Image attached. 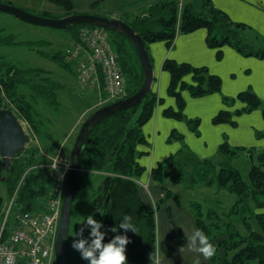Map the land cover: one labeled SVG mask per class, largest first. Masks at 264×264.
Wrapping results in <instances>:
<instances>
[{
	"label": "trees",
	"instance_id": "1",
	"mask_svg": "<svg viewBox=\"0 0 264 264\" xmlns=\"http://www.w3.org/2000/svg\"><path fill=\"white\" fill-rule=\"evenodd\" d=\"M51 1L70 9L69 0ZM178 5L175 1L157 2L129 25L142 38L145 46L147 43L157 41H164L170 46L177 33L188 34L205 29L206 44L209 48L220 49L228 46L243 57L264 59V48L254 50L242 44L239 30L243 29L244 25L232 23L209 1L204 0L198 9L191 4H186L182 8ZM80 27L92 26L79 25L69 29ZM111 34L122 42L121 48L117 46L113 50L118 56L123 75H132L134 72L139 74V84L128 95L130 96L142 84L143 76L139 61L134 47L124 36L115 32ZM12 44V38L0 37V48ZM217 57L220 58V54ZM50 59L66 68L59 59L54 57ZM162 69L169 74L167 94L175 100L177 106L176 112L164 110L165 117L181 118L184 103L180 91L184 89L193 97L220 92V79L209 75L205 68H193L188 64L166 60ZM32 73L41 76V79L46 75L40 69L18 68L0 57V83L16 103L19 114L30 125L33 124L34 129L35 108L18 94V88L25 87L30 90V100L34 101V106L43 103L51 109H57L58 86L49 80H47L48 86L35 83L33 78L29 77ZM189 74L193 82L187 85L183 78ZM131 81L133 82V78ZM237 99L246 104L244 111L263 106V103L250 91L240 93ZM158 103H162V100H158L151 90L140 105L114 114L91 131L89 143L80 161L75 193L76 197L82 170L85 169V180L88 181L93 174H103L101 184L92 192L93 197L89 202L90 210L85 223V237L81 248H84L83 251L88 257L87 264H143L145 260L156 257L158 244L156 212L164 201L155 205V208H149L139 197L140 186L137 182L142 177L144 168L137 162L139 156L137 146L145 144L141 129L151 118ZM231 118L229 112H220L213 119V123H232ZM188 125L191 130L196 131L197 121H188ZM237 153L239 150L231 149L223 143L219 148L221 160L218 161L201 160L195 156L182 154L171 156L150 171V180L163 186L167 182L170 183L169 188L165 190V201L172 200L178 203L177 195L170 190L174 185L183 186L187 190L196 187L213 188L215 194L225 192L233 196V204L226 213L215 210L204 212L199 203L189 204L195 225L201 234L209 241L225 238L224 241L211 243L207 247L208 259L212 264H264V212L256 213V210L264 209V153L253 158V151L247 152L250 163L247 182L243 181L239 171L232 166V159ZM30 159L25 169L34 168L40 172H34L37 174L32 172L34 176L24 184L27 193L24 194L23 201H18L20 204L18 206L30 205L32 208L23 211L35 210L33 206L39 203L36 207H42L52 184L50 171L38 163L36 152L32 153ZM35 182L39 183V186H36L37 190H34V186L33 189L31 188V184ZM252 221L259 231L253 230ZM237 224L245 229L247 235L243 236L238 232ZM169 241L177 247L186 244L185 237L176 228L173 229ZM160 249L163 252H172V248L165 245H160ZM220 250L223 252L222 259L219 257Z\"/></svg>",
	"mask_w": 264,
	"mask_h": 264
},
{
	"label": "crops",
	"instance_id": "2",
	"mask_svg": "<svg viewBox=\"0 0 264 264\" xmlns=\"http://www.w3.org/2000/svg\"><path fill=\"white\" fill-rule=\"evenodd\" d=\"M171 1L177 2L179 6L181 3L191 4L198 9L204 0ZM207 1L223 12L232 23L242 24L251 31L256 30L264 38V0ZM206 39L207 31L199 29L188 34L177 33L170 46L164 41L146 44L154 75L152 91L162 103L155 106L151 118L141 129L145 144L137 146V162L144 168V173L137 183L140 186L139 197L147 207L155 208V205L164 201L156 212V237L160 245L171 247L172 252L160 250L155 258L147 259L143 264H212L207 256L209 240L197 229L190 203H182L178 196V203L165 201V190L170 183L163 186L152 182L150 171L153 168L178 154L195 156L201 160H221L219 148L223 143L231 149L239 150L232 161L246 149H252L253 153L256 150L264 153V59L243 57L228 46L211 49L207 46ZM219 54L220 58L217 57ZM166 60L188 64L193 68H205L209 75L220 79V92L193 97L184 89L180 91L184 103L181 118L165 117L164 110H177L175 100L167 94L169 74L162 69ZM183 81L187 85L192 84V76H185ZM245 91L253 93L263 106L244 111L246 104L239 101L237 96ZM234 101H239L237 106H234ZM95 108V103L86 105L85 116ZM224 111L231 114L232 123L214 124L213 119ZM36 114L34 120L38 117ZM193 120L197 121L196 131L191 130L188 125V121ZM56 152L62 154L60 157L63 161L68 160L63 150L54 149L51 144L41 152V159L51 158V162ZM36 156L40 158V153ZM36 206L33 208L38 209ZM174 228L186 239L183 247L174 246L169 241Z\"/></svg>",
	"mask_w": 264,
	"mask_h": 264
},
{
	"label": "rangeland",
	"instance_id": "3",
	"mask_svg": "<svg viewBox=\"0 0 264 264\" xmlns=\"http://www.w3.org/2000/svg\"><path fill=\"white\" fill-rule=\"evenodd\" d=\"M160 1L162 0H69L70 9H67L64 5L56 4L51 0H0V3L10 4L31 14L37 16H47L53 19H62L71 15H94L109 19H113L111 17H118V20L129 24L135 18L141 16L142 12L147 11L149 6ZM194 1L198 2L199 0ZM184 5L186 4L181 3V6H178L182 8ZM84 28L85 27L55 30L44 27H36L24 23L10 15L0 13V37L12 38L13 42L12 45L0 48V57H3L5 62H8L18 68L40 69L49 76L47 77L45 75L41 79V76L32 73L29 77L33 78L35 83H43L44 86H48L47 80H49V82H54L55 84L58 83V89L56 90L58 104L57 109H51L43 103L40 105L37 103L36 106H34V101L32 102V100H30V90L25 87L18 88V94L21 95L31 107L35 108V113H38V117L34 122L38 131L36 128H34L36 130H32L33 124L30 125L21 116L23 121L22 126L27 135H29V142L27 143L24 151L25 157L21 158V160L24 161V173L21 172L22 175L19 174L20 176L14 184L9 200L6 199L5 206L0 214V226L8 208H11V214H16L21 212V210H28L32 208L30 205H25L24 207L18 206L20 205L19 202L24 200V194L27 193V187H25L24 184H27L26 182H28L29 178L34 176L32 175V172H40L38 169L34 168L29 170H27L28 168L25 169L27 163L31 161L30 158L32 153H40L38 163L45 167L51 164V158L41 159V152L44 151V148L47 145L51 144L54 149L63 150V154H66L69 158V154L81 126L80 124H82L94 110L109 104L102 88L97 90L95 87L85 88V86L79 85L76 79V62H73V64L67 61V53L72 52L77 40L80 38V35L82 36ZM106 33L112 41L109 42L113 49H115V47L117 48V46L119 48L122 47L120 45L122 42L119 38L116 39L113 37L111 32L109 33L106 31ZM239 34L242 44L254 50L264 48L263 35L259 36L256 30L251 31L249 28L244 27L239 30ZM50 57L59 59V61H61L66 68H63L58 63L52 61ZM124 77L127 88L124 97H126L137 88L140 79H138L139 74L137 72H134L132 75H124ZM132 78L133 82L131 81ZM234 102V106H237L239 103V101ZM94 103L96 108L85 116L86 105H92ZM16 108L18 109V107ZM16 108L14 107L15 111ZM16 112L18 113V110ZM249 150L252 149H246V151L241 152L238 157L232 161V165L239 171L243 181L245 182L248 181V173L250 170V163L248 159L249 154L247 153ZM54 152L55 150H53L52 153L54 154ZM261 153L262 152H259V150L254 151L253 158ZM57 154L59 153L56 152V155ZM211 161L218 160L214 159ZM86 180L84 169L81 172V180L73 203V210L70 219L69 235L67 240L68 264H87L88 262V257L85 254V251H83L84 248H81V246L85 237V223L88 219V210H90L88 208L89 202L93 197L92 192L95 191L101 184L103 174H93L90 176L89 181ZM33 186L34 190H37L39 183L35 182L34 184H31V188ZM170 189L179 197L182 203L186 205L191 202L199 203L204 212L215 210L220 213H226L230 210L234 200L233 196L225 192L215 194V190H213V188L199 189V187H196L192 190H187L183 186L174 185ZM39 204L36 205L39 206ZM258 212H264V209H259L258 211L256 210V213ZM252 224L253 230L259 231L254 221H252ZM236 229L243 236L247 235L242 226L237 224ZM224 240L225 238L223 237L213 241H208L207 247L211 243L216 244L218 241ZM160 250V244L158 243L156 253ZM219 257L221 259L223 258V252L221 250Z\"/></svg>",
	"mask_w": 264,
	"mask_h": 264
},
{
	"label": "built area",
	"instance_id": "4",
	"mask_svg": "<svg viewBox=\"0 0 264 264\" xmlns=\"http://www.w3.org/2000/svg\"><path fill=\"white\" fill-rule=\"evenodd\" d=\"M109 41L104 30L85 27L72 52L67 53V61L76 62L79 85L102 88L110 103L124 98L127 88L118 56ZM46 168L52 184L44 205L16 214H11V208L5 212L0 226V264H54L67 160L57 154Z\"/></svg>",
	"mask_w": 264,
	"mask_h": 264
},
{
	"label": "water",
	"instance_id": "5",
	"mask_svg": "<svg viewBox=\"0 0 264 264\" xmlns=\"http://www.w3.org/2000/svg\"><path fill=\"white\" fill-rule=\"evenodd\" d=\"M0 13L10 15L36 27L63 30L79 25H90L95 28L121 34L134 47L142 71V84L135 93L96 109L83 121L69 154L67 175L60 207L58 232L54 244V264H68L66 243L77 187V175L80 171V161L84 149L89 143L91 131L102 121L114 114L131 110L141 104L153 86L154 75L151 60L142 38L129 24L118 19L94 15H71L62 19H53L37 16L4 3H0ZM28 142L29 137L15 116L9 111H0V154L6 157L5 161L7 162L13 158Z\"/></svg>",
	"mask_w": 264,
	"mask_h": 264
},
{
	"label": "flooded vegetation",
	"instance_id": "6",
	"mask_svg": "<svg viewBox=\"0 0 264 264\" xmlns=\"http://www.w3.org/2000/svg\"><path fill=\"white\" fill-rule=\"evenodd\" d=\"M14 107H17L16 103L8 96L7 91H5L2 83H0V111L11 112L15 116L19 124L22 126L23 121L21 119V115L19 114V112H16L18 110L17 108L15 111ZM27 136L29 137V135ZM26 145L21 151L15 154L14 157L9 159L7 162L5 161L6 157L0 154V214L3 207L5 206L6 199L9 200L10 198V193L19 174L23 170L24 161H22L21 158L25 157L24 151Z\"/></svg>",
	"mask_w": 264,
	"mask_h": 264
}]
</instances>
